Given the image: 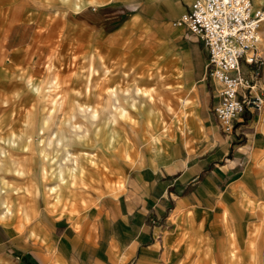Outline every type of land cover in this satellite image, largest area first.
<instances>
[{
	"label": "rangeland",
	"instance_id": "374dc122",
	"mask_svg": "<svg viewBox=\"0 0 264 264\" xmlns=\"http://www.w3.org/2000/svg\"><path fill=\"white\" fill-rule=\"evenodd\" d=\"M130 1L0 0V221L73 216L119 189L184 105L167 85L161 29L115 20ZM24 8L32 22L20 25ZM259 40L264 56V25Z\"/></svg>",
	"mask_w": 264,
	"mask_h": 264
},
{
	"label": "crops",
	"instance_id": "0c3cea01",
	"mask_svg": "<svg viewBox=\"0 0 264 264\" xmlns=\"http://www.w3.org/2000/svg\"><path fill=\"white\" fill-rule=\"evenodd\" d=\"M190 4L133 0L115 18L161 29L167 85L183 98L178 115L122 186L86 209L68 216L44 208L22 229L0 221V264H264V89L261 108L244 109L224 132L203 40L173 24ZM23 10L20 25L32 22Z\"/></svg>",
	"mask_w": 264,
	"mask_h": 264
},
{
	"label": "built area",
	"instance_id": "2783aa9c",
	"mask_svg": "<svg viewBox=\"0 0 264 264\" xmlns=\"http://www.w3.org/2000/svg\"><path fill=\"white\" fill-rule=\"evenodd\" d=\"M173 24H184L200 36L207 50L205 74L214 79L213 112L224 132L244 109H260L264 56L258 40L264 7L254 0H191Z\"/></svg>",
	"mask_w": 264,
	"mask_h": 264
},
{
	"label": "bare ground",
	"instance_id": "6f19581e",
	"mask_svg": "<svg viewBox=\"0 0 264 264\" xmlns=\"http://www.w3.org/2000/svg\"><path fill=\"white\" fill-rule=\"evenodd\" d=\"M76 4V3H75ZM78 4V3H77ZM260 39V38H259ZM260 41V40H259ZM260 52H261V49H260ZM118 94H115L114 96H116V97H118L117 96ZM81 112V111H80ZM5 115V114H4ZM96 116V113H92L91 114V117L92 118H94ZM158 135H156V134H151L150 135V137H149V139H150V143H151V141H153V140H157L158 139V137H157ZM59 141H61V140H59ZM65 149H67V148H65ZM68 154H69V151H68ZM75 163H76V165H75V169L77 170V162L75 161ZM91 163H94L93 165H92V167H90V169H92L93 170V168H95L96 170H98V164H97V162L95 161V160H91ZM83 167V166H82ZM81 168V167H80ZM86 168V167H85ZM100 169V168H99ZM69 170H70V175H71V177H77L76 175H77V173H74V168L72 167V168H69ZM78 172V171H77ZM89 172H91L92 173V171L91 170H87L86 172H84V170L82 169L81 170V173H79L80 175H79V177H81L82 179L85 177V174H87V173H89ZM60 175H61V177H60V179H61V181L62 182H65L64 181V178H63V176H62V171H60ZM62 184V183H61ZM66 185V184H65ZM64 186V185H63Z\"/></svg>",
	"mask_w": 264,
	"mask_h": 264
}]
</instances>
